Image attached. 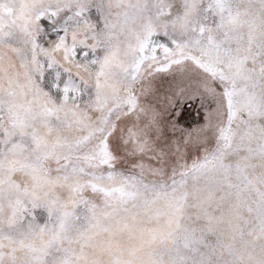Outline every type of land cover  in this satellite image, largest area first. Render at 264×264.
Segmentation results:
<instances>
[{"label":"snow or ice","instance_id":"1","mask_svg":"<svg viewBox=\"0 0 264 264\" xmlns=\"http://www.w3.org/2000/svg\"><path fill=\"white\" fill-rule=\"evenodd\" d=\"M0 264H264V0H0Z\"/></svg>","mask_w":264,"mask_h":264}]
</instances>
